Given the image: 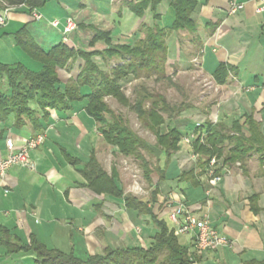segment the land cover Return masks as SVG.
Wrapping results in <instances>:
<instances>
[{"label": "crops", "instance_id": "obj_1", "mask_svg": "<svg viewBox=\"0 0 264 264\" xmlns=\"http://www.w3.org/2000/svg\"><path fill=\"white\" fill-rule=\"evenodd\" d=\"M126 1L43 0V5L31 12L25 6L11 8L5 25L0 27V67L21 64L31 71L40 70L39 64L17 46L16 35L23 32L48 51L63 43L66 18L74 20L76 29L63 44L75 51L106 49L103 41L89 46L92 29L108 32L112 45L132 46L141 38L140 27L152 26L154 22L148 11L142 18L134 16ZM196 1L192 17L197 32L173 33L167 38L166 68L170 51L176 49L181 66L191 68L189 64L197 60L201 74L210 79L223 97L217 113L203 115L197 122L185 117L182 120L201 125L209 119L229 126L234 119L252 114L264 131V11H258L260 4L256 0ZM232 2L243 5V9L229 14ZM164 3L169 7L167 11L163 9ZM2 11L0 4V14ZM34 11L41 19L34 17ZM157 11L158 26L169 28L174 18L169 0H163ZM168 13L169 25L165 24ZM53 21H58L57 27L51 25ZM182 42L191 47L192 55L181 52ZM95 61L104 69L99 58ZM83 64L78 58L69 70L57 69L59 81L64 85L75 79ZM220 64L229 69L222 85L215 84L212 78ZM74 106V112L51 111L42 132H35L29 124L16 127L13 116L0 121V160L9 155L7 140L12 141L13 152H17L27 140L45 135L44 142L29 152L32 168L14 166L0 180V264H42L38 249L86 261L105 249L147 248L152 243L157 229L149 216H137L125 209L121 199L98 193L89 186L88 164L93 157L107 176L116 173L117 187L130 194L124 189L115 163L121 155L103 141L94 121L81 109L83 102ZM181 126L182 131L191 134L189 126ZM191 141L187 145L180 142L178 152L167 165L164 156L162 163L159 160L164 179L159 181L154 172L148 185L149 197L141 200L171 229L168 213L176 205L188 207L197 217L207 213L209 224L229 240L230 246L195 253V264L264 262V168L250 158L244 171L233 167L222 172L220 180L214 183L209 175H198ZM191 169L195 170L191 178H178ZM153 191L157 192L154 203ZM177 239L194 253L190 236Z\"/></svg>", "mask_w": 264, "mask_h": 264}, {"label": "trees", "instance_id": "obj_2", "mask_svg": "<svg viewBox=\"0 0 264 264\" xmlns=\"http://www.w3.org/2000/svg\"><path fill=\"white\" fill-rule=\"evenodd\" d=\"M162 1H126V6L134 16L142 18L148 11L154 22L152 26L143 24L140 27L141 38L132 46L112 45L108 32L92 29L94 34L89 46L93 47L96 42L103 41L106 49L87 53L75 51L60 43L44 51L25 33H18L17 46L39 64L40 70L31 71L21 64L0 67V121L13 116L16 127L29 124L35 132H42L43 122L48 119L51 111L74 112L77 109L74 104L83 102L81 109L94 121L96 131L103 141L115 148L121 157L134 159L148 185L152 183L151 175L154 172L158 174V180L162 181L164 171L158 166L160 157L164 156L167 165L173 154L178 152L179 143L190 135L182 131L181 126H190V121L179 118L190 106H171L163 95L144 84L134 88L133 100L123 91V84L131 81L151 78L156 82L169 81L166 69L167 38L173 33L194 35L197 32V24L192 17L196 0H169L174 11L169 28H161L157 24L160 20L157 7ZM2 3L10 8L25 6L31 12L42 6L43 0H0ZM78 58L84 62L79 74L63 85L56 70H69ZM96 58L102 61L104 69L95 61ZM228 75V67L220 64L212 78L215 84L222 85ZM106 98L114 99L133 112L141 126L154 136L155 144L150 146L131 129L121 115L111 111L105 102ZM166 120L170 122L167 125ZM192 127L194 138L191 151L195 157V168L199 169L198 175H208L209 163L213 159L217 163L213 175L215 177L221 176L224 169L236 167V164L244 171L253 155L257 156L260 167L264 168V131L252 114L234 119L229 126L206 119L203 124ZM153 158L154 165L151 163ZM88 168L89 186L94 191L121 199L125 209L135 212L137 216L150 217L157 229L152 243L147 248L105 249L101 255L88 257L86 261L56 251L38 249L37 255L42 264H195V252H189L187 247L178 242L174 230L164 220L154 216L147 202L134 195L124 194L117 187L116 173L107 176L93 157ZM194 173L195 170L191 169L187 173H180L178 178H191ZM156 194V191L151 193L152 203L155 202Z\"/></svg>", "mask_w": 264, "mask_h": 264}, {"label": "rangeland", "instance_id": "obj_3", "mask_svg": "<svg viewBox=\"0 0 264 264\" xmlns=\"http://www.w3.org/2000/svg\"><path fill=\"white\" fill-rule=\"evenodd\" d=\"M168 8L169 7L164 3L163 9H166L167 11ZM165 22L167 25L170 24L169 13L165 18ZM170 47H172V44ZM180 49H182L181 52L184 53V55L188 56L193 54L191 47H187L184 42H182V47ZM170 54V64L167 65L166 68L167 76L170 78L169 81L164 80L156 82L154 78H151L124 83L123 91L125 95L130 100H133L134 88L140 84H144L150 90L163 95L171 106H175L177 108L190 106L189 110L183 112L179 117L181 119L185 117V119L199 121L201 118H203V115H206V112H209L208 116H210L211 112L217 113L220 110V106L222 105V92L211 83L209 78L201 74L197 60L191 62V64H189L191 65V68L187 69L181 66V64L177 61L178 54L176 49L171 50ZM173 55L175 57H172ZM188 59L190 60L193 58ZM98 62L100 61L98 60ZM105 102L111 111H113L115 114L121 115L128 122L131 129L135 131L142 139H144L150 146L155 144L154 136L141 126L133 112L125 107H122L112 98H106ZM169 123L170 122L166 120V125ZM193 125L194 124L191 122L190 126L187 128L191 130ZM163 129H165V126ZM182 143L183 145H187L184 142ZM144 156L148 159L146 154H144ZM163 159V156H161L160 163L163 162ZM251 159H253V162H258L256 155H253ZM115 160V163L117 164L121 174V179L123 180L124 189L139 199H147L149 197L150 188L142 177V171L138 163L134 159L124 158L121 156L116 157ZM151 163L154 165L155 158L151 159ZM125 186H127V188H125ZM180 240L183 242L182 239Z\"/></svg>", "mask_w": 264, "mask_h": 264}, {"label": "built area", "instance_id": "obj_4", "mask_svg": "<svg viewBox=\"0 0 264 264\" xmlns=\"http://www.w3.org/2000/svg\"><path fill=\"white\" fill-rule=\"evenodd\" d=\"M260 6L258 11H264V0H256ZM3 5V11L0 14V27L4 26L10 7ZM243 9V5L236 4L234 2L230 3L228 8L229 14H236L238 11ZM36 19H41V15L34 11L33 13ZM58 21H53L51 25L53 27L58 26ZM76 29V24L72 18H66L64 25L62 27V42L67 41L68 35ZM194 138L192 134L183 139V142L188 144L191 139ZM45 140L44 134H39L34 138L27 140L24 145L17 151L13 152V143L11 140L6 141V146L9 150V155L0 160V180L6 175V172L14 167H31L29 161V152L33 149L39 147ZM195 158V157H194ZM239 166V164H236ZM217 168V163L213 159L209 163L208 175L212 177L211 180L214 183H217L221 176H213L214 171ZM224 171H227L224 169ZM168 219L172 223L175 236H190L193 242L194 252L200 254L204 251H216L223 247L230 246L229 240L221 236L210 224L207 213L202 214L200 217H197L190 209L184 205H176L171 208L168 213Z\"/></svg>", "mask_w": 264, "mask_h": 264}]
</instances>
